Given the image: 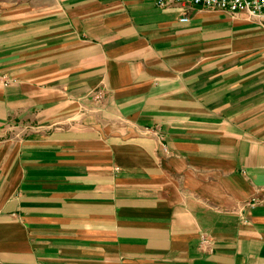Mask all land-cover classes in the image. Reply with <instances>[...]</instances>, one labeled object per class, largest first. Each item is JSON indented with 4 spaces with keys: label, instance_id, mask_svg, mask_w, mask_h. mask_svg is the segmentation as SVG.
<instances>
[{
    "label": "crops",
    "instance_id": "0c3cea01",
    "mask_svg": "<svg viewBox=\"0 0 264 264\" xmlns=\"http://www.w3.org/2000/svg\"><path fill=\"white\" fill-rule=\"evenodd\" d=\"M188 17L0 0V264H264V14Z\"/></svg>",
    "mask_w": 264,
    "mask_h": 264
},
{
    "label": "built area",
    "instance_id": "2783aa9c",
    "mask_svg": "<svg viewBox=\"0 0 264 264\" xmlns=\"http://www.w3.org/2000/svg\"><path fill=\"white\" fill-rule=\"evenodd\" d=\"M156 7L165 9L176 7L179 10L181 23L189 21L188 13L194 7L209 11H222L228 14L246 13L255 17L264 14V0H149ZM6 85V82H5ZM255 204V199L252 200ZM251 204V205H252Z\"/></svg>",
    "mask_w": 264,
    "mask_h": 264
}]
</instances>
